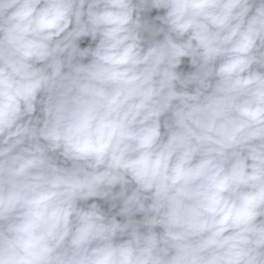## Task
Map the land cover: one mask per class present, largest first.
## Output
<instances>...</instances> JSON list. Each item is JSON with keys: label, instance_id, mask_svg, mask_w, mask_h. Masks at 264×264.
Returning <instances> with one entry per match:
<instances>
[{"label": "clouds", "instance_id": "9594fccd", "mask_svg": "<svg viewBox=\"0 0 264 264\" xmlns=\"http://www.w3.org/2000/svg\"><path fill=\"white\" fill-rule=\"evenodd\" d=\"M0 264H264V0H0Z\"/></svg>", "mask_w": 264, "mask_h": 264}]
</instances>
